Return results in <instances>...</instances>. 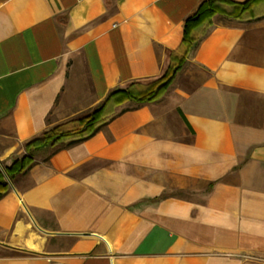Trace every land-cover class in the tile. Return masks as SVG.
<instances>
[{
	"label": "crops",
	"instance_id": "0c3cea01",
	"mask_svg": "<svg viewBox=\"0 0 264 264\" xmlns=\"http://www.w3.org/2000/svg\"><path fill=\"white\" fill-rule=\"evenodd\" d=\"M200 1L0 0V264H264V1L221 2L158 98L4 170L161 77Z\"/></svg>",
	"mask_w": 264,
	"mask_h": 264
},
{
	"label": "trees",
	"instance_id": "16d2710c",
	"mask_svg": "<svg viewBox=\"0 0 264 264\" xmlns=\"http://www.w3.org/2000/svg\"><path fill=\"white\" fill-rule=\"evenodd\" d=\"M264 0H244L242 2H230L227 0H202L196 7L193 13L188 15L183 22L182 38L178 53L171 54V62L166 70V72L158 79L152 81L149 84L144 85L142 90L135 92L128 87H118L111 90L105 101L93 109L87 116L80 117L73 121V123L80 124L81 131H76L79 136L73 140H70L68 144L81 140L96 129L97 124L100 120L101 110L106 102L119 103L123 100L129 99L137 103L151 101L156 98L164 91L170 80L172 79L175 72L180 68L185 60L189 50L195 45V38L192 35L193 28L200 22L208 19L212 14L217 12H223L220 8L221 2L231 3L233 5V11L231 16H238L243 11L249 9L255 3ZM56 129V127H53ZM53 128L51 130H53ZM51 131L47 130L40 138L33 139L26 144V153L15 158L11 161L10 165L5 167V173L9 178H12L16 173L26 169V167L32 161L33 156L36 153H45L48 151L49 147L54 144L58 138L53 137ZM7 186L6 181L0 172V194L1 191L5 190Z\"/></svg>",
	"mask_w": 264,
	"mask_h": 264
},
{
	"label": "rangeland",
	"instance_id": "374dc122",
	"mask_svg": "<svg viewBox=\"0 0 264 264\" xmlns=\"http://www.w3.org/2000/svg\"><path fill=\"white\" fill-rule=\"evenodd\" d=\"M144 85H146V84H142V85H140V84L139 85H132L131 86V89L133 91H135V92H139V90H142L143 89ZM131 101L132 102H135L133 100H131ZM88 114H86L84 116H87ZM73 121L74 120L69 121V122L64 123V124H61V125L53 126V127H56V129L53 128V127H51V128L48 129V131L50 130L51 131L50 133H52V138L55 137V136L57 137V135H58V138L59 139H57V141L55 143H59V142H62V141H68L69 142L70 140H73V139H75V138H77L79 136V133H77V132L78 131H81V129L83 127H81V125L80 124H77L76 122L73 123ZM52 128H53V130H51Z\"/></svg>",
	"mask_w": 264,
	"mask_h": 264
}]
</instances>
